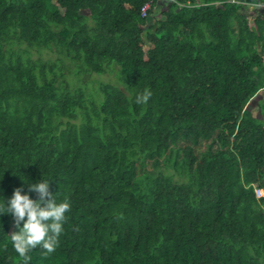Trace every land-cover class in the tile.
<instances>
[{
	"label": "trees",
	"instance_id": "1",
	"mask_svg": "<svg viewBox=\"0 0 264 264\" xmlns=\"http://www.w3.org/2000/svg\"><path fill=\"white\" fill-rule=\"evenodd\" d=\"M158 1L0 0V195L43 175L71 205L29 264H264V0Z\"/></svg>",
	"mask_w": 264,
	"mask_h": 264
},
{
	"label": "clouds",
	"instance_id": "2",
	"mask_svg": "<svg viewBox=\"0 0 264 264\" xmlns=\"http://www.w3.org/2000/svg\"><path fill=\"white\" fill-rule=\"evenodd\" d=\"M151 94L145 89L137 95L136 102H147ZM20 178L23 183L10 197L0 195V216L11 217L15 229L9 234L12 247L23 264H29L32 250L41 248L45 255L56 250L71 205L66 199L58 198V190H50L52 179L41 175L40 179L31 180L22 174Z\"/></svg>",
	"mask_w": 264,
	"mask_h": 264
},
{
	"label": "rangeland",
	"instance_id": "3",
	"mask_svg": "<svg viewBox=\"0 0 264 264\" xmlns=\"http://www.w3.org/2000/svg\"><path fill=\"white\" fill-rule=\"evenodd\" d=\"M167 5V1L166 0H159L156 4V6H154L153 8V12L152 14L149 16L148 18V23L153 22L154 20L158 19V18H162V10L166 7ZM257 11V6L255 5H248L246 12L247 14L250 16V14H253L254 12ZM147 13V12H146ZM146 46H144L145 48ZM32 56L33 58H38L41 57L43 60L50 58H54V53L49 52V51H42L41 53H38L36 51L32 52ZM113 64H115L114 62H112ZM118 66L112 65L109 68L106 69V71L102 74H95V73H91V75L87 76V81L89 84V88L88 89H95L98 84L100 83H111V84H115L118 85L117 82V77H116V70H117ZM260 96H264V92H260L259 93ZM257 97V96H256ZM256 97L254 99H252L251 103L254 105L256 102Z\"/></svg>",
	"mask_w": 264,
	"mask_h": 264
},
{
	"label": "built area",
	"instance_id": "4",
	"mask_svg": "<svg viewBox=\"0 0 264 264\" xmlns=\"http://www.w3.org/2000/svg\"><path fill=\"white\" fill-rule=\"evenodd\" d=\"M150 4H151V2L147 1V2H145L142 5V7H141V16H145L146 15L147 9L150 7ZM254 191H255L256 196H260L261 195V192H260L259 188H255Z\"/></svg>",
	"mask_w": 264,
	"mask_h": 264
}]
</instances>
